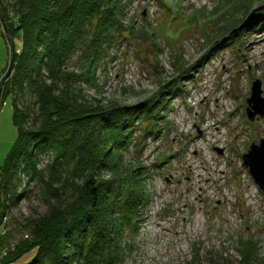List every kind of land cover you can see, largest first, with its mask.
<instances>
[{
	"label": "rangeland",
	"instance_id": "1",
	"mask_svg": "<svg viewBox=\"0 0 264 264\" xmlns=\"http://www.w3.org/2000/svg\"><path fill=\"white\" fill-rule=\"evenodd\" d=\"M128 1L126 24L136 31L152 26L155 39L119 36L96 71V86L84 88V96L103 108L166 102L160 101L162 118L153 122L159 132L143 153L127 156L146 167L148 195L138 228L126 237L122 264H239L242 245L252 240L256 256L250 258L264 264V192L243 164L251 146L264 139V116L251 121L247 114L256 81L264 98V0ZM254 11L257 22L218 41L225 26L239 29ZM258 40L259 49L249 51ZM9 42L0 29L6 74L14 58ZM15 43L19 50L21 42ZM68 67L75 70V62ZM2 93L0 169L18 139L12 97ZM34 105L28 95L20 102L32 111ZM48 161L42 157L41 167ZM189 166L197 169L194 179ZM21 181L20 192L31 194L16 205L3 200L10 208L0 219V264H14L46 234L39 228L42 220L61 214L49 188L22 175ZM36 254L33 249L16 264H28Z\"/></svg>",
	"mask_w": 264,
	"mask_h": 264
},
{
	"label": "trees",
	"instance_id": "2",
	"mask_svg": "<svg viewBox=\"0 0 264 264\" xmlns=\"http://www.w3.org/2000/svg\"><path fill=\"white\" fill-rule=\"evenodd\" d=\"M128 2L0 0V29L5 43L12 42L14 57V72L3 85L2 97H12L18 130L0 169V219L10 208L4 201L16 205L19 197L31 194L20 192L21 175L49 188L61 209L55 218L42 220L39 228L46 234L16 256L14 264L33 249L37 254L28 264H122L126 237L142 220L148 195L146 167L140 160L133 165L127 156L143 153L147 141L159 132L153 122L162 118L166 102L151 100L139 109L103 108L84 96L86 86H96V71L119 36L155 39L152 26L136 31L126 24ZM235 28L225 26L218 41ZM154 47L158 50L160 45ZM70 62H75V70L68 67ZM4 69L0 67V82ZM27 95L35 99V111L20 106ZM145 124L152 125L142 128ZM42 157L49 158L45 167L40 165ZM242 248L239 264H256L257 259L250 258L256 256L253 240Z\"/></svg>",
	"mask_w": 264,
	"mask_h": 264
},
{
	"label": "water",
	"instance_id": "3",
	"mask_svg": "<svg viewBox=\"0 0 264 264\" xmlns=\"http://www.w3.org/2000/svg\"><path fill=\"white\" fill-rule=\"evenodd\" d=\"M257 19L259 18L256 15V11H254L239 29L234 30L232 34L247 28L249 25H253L258 21ZM13 72L14 60H12L7 74L0 82V96L5 81L12 77ZM247 103L249 106L247 114L251 121H254L257 116H264V98L262 96V83L260 81H256L253 84L251 97ZM243 164L248 168L257 186L264 192V139L261 140L259 145L253 144L251 146L249 152L243 156Z\"/></svg>",
	"mask_w": 264,
	"mask_h": 264
},
{
	"label": "bare ground",
	"instance_id": "4",
	"mask_svg": "<svg viewBox=\"0 0 264 264\" xmlns=\"http://www.w3.org/2000/svg\"><path fill=\"white\" fill-rule=\"evenodd\" d=\"M261 42L262 41H259V40L252 42L251 45L249 46V51H251V52L257 51L259 49V47L261 46ZM189 167H190V174L192 176V179H194V175L196 174L197 169H196V167L194 168L193 166H189ZM219 169H220L219 165L216 164V168L214 171L218 172ZM192 179H191V182L193 181ZM200 188H201L202 193H203L205 191V188L202 185H200Z\"/></svg>",
	"mask_w": 264,
	"mask_h": 264
}]
</instances>
